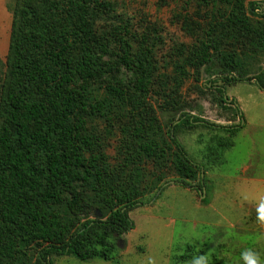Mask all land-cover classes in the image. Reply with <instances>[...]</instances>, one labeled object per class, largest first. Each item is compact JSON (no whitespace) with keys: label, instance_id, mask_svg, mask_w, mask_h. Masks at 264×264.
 <instances>
[{"label":"trees","instance_id":"obj_1","mask_svg":"<svg viewBox=\"0 0 264 264\" xmlns=\"http://www.w3.org/2000/svg\"><path fill=\"white\" fill-rule=\"evenodd\" d=\"M222 1L205 36L176 69L185 76L187 66L210 72L217 63L215 77L222 85L212 87L223 109L236 108V126L185 113L160 123L148 102L156 69L153 45L128 23L113 24L114 3L15 0L0 75V264H52V256L113 260L132 228L128 213L144 196L146 163L157 167L159 180L167 165L183 186L198 181L204 187L178 133L199 126L217 132L201 153L208 164L221 165L242 128V115L224 86L251 81L264 90V68L250 75L247 66L264 56V0ZM122 71L131 75L127 84ZM175 105L169 95L159 108L171 113ZM97 117H114L120 125L115 165L88 129ZM196 253L188 244L173 264Z\"/></svg>","mask_w":264,"mask_h":264},{"label":"rangeland","instance_id":"obj_2","mask_svg":"<svg viewBox=\"0 0 264 264\" xmlns=\"http://www.w3.org/2000/svg\"><path fill=\"white\" fill-rule=\"evenodd\" d=\"M108 1L115 5L113 24L128 23L133 33L146 35L153 45L156 69L148 102L162 125L182 113L209 124H239L236 108L226 105L223 109L219 105V94L212 87L222 85L215 77L217 63L210 67V72L205 67L194 70L187 66L185 76L176 69V64L183 63L189 55L191 46L205 36L213 13L225 6L222 0L210 5L199 0ZM252 1L262 0H245L246 3ZM14 5L15 0H0L1 76L5 72ZM247 66L249 74H254L264 68V56L249 61ZM130 78V73L122 71L124 83ZM224 87V94L233 98L243 113L242 126L246 125L247 131L239 137L236 134L235 145L222 155V164H208L210 161L201 153L212 134H217L211 128L199 126L177 135L190 159L198 164L200 176L205 178L204 187L199 186L198 181L183 186L167 165L159 170L162 172L159 180L157 167L146 163L147 176L141 184L144 196L128 213L132 228L121 237L114 259L82 262L72 256H52V264H173V257L182 254L188 244L194 245L197 253L182 264H192L199 256L207 257L208 264H245L242 253L249 249L259 253L264 264V228L259 224L260 214L236 204L231 188L234 175L242 167L250 168L255 164L250 159L259 147L254 141L262 142L258 138L264 131L259 127L264 124V90L251 81ZM169 95L176 100V110L171 113L159 108ZM114 117L113 121L91 118L88 123L89 131L100 137L112 165L117 164L121 149L120 125Z\"/></svg>","mask_w":264,"mask_h":264},{"label":"crops","instance_id":"obj_3","mask_svg":"<svg viewBox=\"0 0 264 264\" xmlns=\"http://www.w3.org/2000/svg\"><path fill=\"white\" fill-rule=\"evenodd\" d=\"M233 99V98H232ZM242 122H243V113ZM245 124V122H244ZM247 124V123H246ZM262 129H264V124H260ZM247 131V126L243 125L242 128L238 131L237 136L245 135ZM260 139L262 142H256L259 145L256 153L253 155L255 164L253 167H242L239 173L234 175L232 181V190L234 191V202L238 205L245 207L246 211H255L261 215H264L262 212L261 205H264V131L260 132ZM235 145V143H234ZM252 155V152H249ZM244 195V196H243ZM247 196V198H246ZM262 228H264V221L260 220Z\"/></svg>","mask_w":264,"mask_h":264},{"label":"clouds","instance_id":"obj_4","mask_svg":"<svg viewBox=\"0 0 264 264\" xmlns=\"http://www.w3.org/2000/svg\"><path fill=\"white\" fill-rule=\"evenodd\" d=\"M262 212H264V205H261ZM260 220L264 221V215L259 217ZM242 258L245 264H261L260 254L252 250H245L242 253ZM192 264H208V258L205 256H199L193 259Z\"/></svg>","mask_w":264,"mask_h":264},{"label":"water","instance_id":"obj_5","mask_svg":"<svg viewBox=\"0 0 264 264\" xmlns=\"http://www.w3.org/2000/svg\"><path fill=\"white\" fill-rule=\"evenodd\" d=\"M202 192H203V194H204V190H203Z\"/></svg>","mask_w":264,"mask_h":264}]
</instances>
